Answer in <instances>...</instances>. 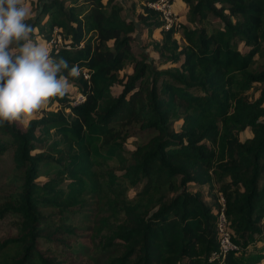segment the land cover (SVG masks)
I'll list each match as a JSON object with an SVG mask.
<instances>
[{
    "label": "trees",
    "instance_id": "1",
    "mask_svg": "<svg viewBox=\"0 0 264 264\" xmlns=\"http://www.w3.org/2000/svg\"><path fill=\"white\" fill-rule=\"evenodd\" d=\"M147 1L137 17L160 29L151 45L159 61L173 66L157 69L133 49L136 22L119 0H43L29 20L32 36L47 41L58 28L63 44L49 52L80 68L79 78L68 79L84 98L68 93L26 125H0V157L8 151L12 160L0 217L9 211L19 217L16 232L0 239V264H90L71 259L78 227L65 212L101 189L95 166L111 159L136 192L123 196V216L105 236L106 245L120 246L105 264L264 258V0H183L186 20L169 28ZM256 55L263 59L258 67ZM130 61L133 72L120 75ZM255 82L260 93L250 100L242 92ZM134 123L145 138L125 154L122 137ZM247 127L252 135L242 140ZM40 175L46 179L38 181ZM108 175L116 176L112 169ZM225 180L235 186L228 194ZM216 183L241 252L209 261L219 253ZM188 184L208 186L211 201Z\"/></svg>",
    "mask_w": 264,
    "mask_h": 264
},
{
    "label": "rangeland",
    "instance_id": "2",
    "mask_svg": "<svg viewBox=\"0 0 264 264\" xmlns=\"http://www.w3.org/2000/svg\"><path fill=\"white\" fill-rule=\"evenodd\" d=\"M43 0H25V3L31 9V18L30 21L33 20L37 13L39 12L40 4ZM123 7L124 13L133 18L136 22V31L133 41V49L138 52L145 53L149 60H151L157 69L167 68L168 66H173L174 63L171 62H161L158 59V52L153 49L151 42L152 40L160 38V30L157 28H147L141 25L138 19V13L142 10V3L144 0H119ZM176 21H185L186 17L183 15L185 13L186 4L183 0H173L172 6ZM36 30V28H34ZM176 38L179 43H184V39L179 31L176 33ZM34 42L38 44H42L48 48L50 51L51 44L43 38L40 34H35L32 36ZM62 41H64L62 39ZM243 48V45H240ZM256 61L254 63L255 67H258L263 59L256 55ZM133 66L132 62H128L124 65V67L119 71L120 75L126 73H132ZM261 84L255 82L248 90L243 91L242 94L245 95L248 99H255L260 93ZM113 93L116 94L120 90L119 85H115L113 88ZM76 91L71 85L69 93H75ZM76 100V99H75ZM82 100V99H79ZM59 103L55 100V98L49 103V105L41 110L38 114H36L33 118L41 116L43 111L48 109H56L58 108ZM29 121V120H28ZM28 121H19L21 124L26 125ZM181 119H176L174 122L175 128L179 127ZM240 138L244 140L247 137L252 135L249 127L242 130L240 133ZM145 138V133L141 132L138 129L136 123L132 124L129 127L128 131H125L122 137V145L125 148V154L128 153L129 150L133 149L136 144L142 141ZM12 160L10 158V153L7 151L4 155L0 157V205L8 199V193L10 192V185L8 181V175L11 172ZM99 179L101 181V189L96 192H89L85 195V203L78 210L67 211L66 214V222L71 223L78 227L77 234H71L73 236V247L71 251H69L71 259L74 261H85L90 264H105L108 259L118 253L120 250V246L117 244L106 245L105 236L110 232V226L115 222L119 221L122 216V210L120 208V203H122L123 196L125 198L133 197L136 192V187L127 183L122 177V169L118 167V162L115 159H111L106 163H102L100 165L95 166ZM113 170L116 174L113 181L110 180L108 171ZM53 173V172H51ZM46 179L45 175H40L37 180L43 181ZM228 180H225V182ZM228 191L225 194H228L229 191H232L235 186L232 185L231 181H228ZM217 189H215V193L217 196L216 202L219 204V196L220 193L223 195V191L218 190L220 183H216ZM189 189L196 190L200 196L203 197L204 200L208 202L211 201L212 193L209 192L208 186L205 185H195L188 184ZM223 195V197L225 196ZM225 199V197H224ZM19 221V217L17 214L12 212H6L3 216L0 217V239L12 235L16 232L17 222ZM227 228L230 234V238L235 237L236 234L230 224V219L227 217ZM236 243V242H235ZM263 241L257 240L256 244L258 246L262 245ZM254 244L251 243L248 245V249H250ZM52 249H59L55 244L48 245ZM70 250V249H69ZM239 254L241 249L233 248L231 249ZM62 256V254H61ZM214 254L211 253L208 257L209 261L214 260ZM219 264V263H217ZM260 264H264V258L260 261Z\"/></svg>",
    "mask_w": 264,
    "mask_h": 264
},
{
    "label": "clouds",
    "instance_id": "3",
    "mask_svg": "<svg viewBox=\"0 0 264 264\" xmlns=\"http://www.w3.org/2000/svg\"><path fill=\"white\" fill-rule=\"evenodd\" d=\"M25 0H0V125L28 121L65 97L80 68L33 41Z\"/></svg>",
    "mask_w": 264,
    "mask_h": 264
},
{
    "label": "built area",
    "instance_id": "4",
    "mask_svg": "<svg viewBox=\"0 0 264 264\" xmlns=\"http://www.w3.org/2000/svg\"><path fill=\"white\" fill-rule=\"evenodd\" d=\"M147 5L152 7L158 11H160L161 17L163 19V26L165 28H169L171 25H178L179 21H176L175 12L172 9V2L169 0H149L147 1ZM51 46L58 47L63 44L61 34L58 31V28H54V33L51 39L48 40ZM68 46V45H67ZM84 95L79 94L76 96V100L83 99ZM219 204L216 209V229L219 240V253H215L214 257L218 255H224L227 251L236 248L237 244L231 240L230 234L227 228V216L225 213V199L223 195L220 193Z\"/></svg>",
    "mask_w": 264,
    "mask_h": 264
},
{
    "label": "crops",
    "instance_id": "5",
    "mask_svg": "<svg viewBox=\"0 0 264 264\" xmlns=\"http://www.w3.org/2000/svg\"><path fill=\"white\" fill-rule=\"evenodd\" d=\"M176 1V0H175ZM184 2V1H183ZM172 6H173V0H172ZM173 9V8H172ZM186 9H187V7L185 8V13L183 14L184 16H186ZM157 29H159V28H157ZM160 30V29H159Z\"/></svg>",
    "mask_w": 264,
    "mask_h": 264
}]
</instances>
